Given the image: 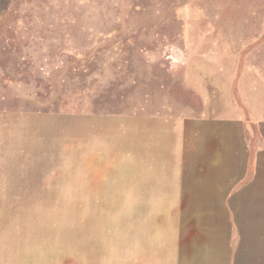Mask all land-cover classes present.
<instances>
[{"label": "rangeland", "instance_id": "obj_1", "mask_svg": "<svg viewBox=\"0 0 264 264\" xmlns=\"http://www.w3.org/2000/svg\"><path fill=\"white\" fill-rule=\"evenodd\" d=\"M0 264H264V0H0Z\"/></svg>", "mask_w": 264, "mask_h": 264}]
</instances>
